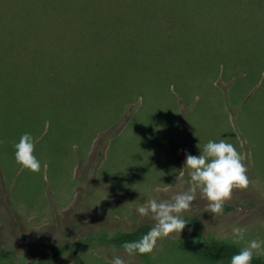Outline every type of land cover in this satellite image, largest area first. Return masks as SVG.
<instances>
[{"label": "rangeland", "instance_id": "374dc122", "mask_svg": "<svg viewBox=\"0 0 264 264\" xmlns=\"http://www.w3.org/2000/svg\"><path fill=\"white\" fill-rule=\"evenodd\" d=\"M128 1L139 5L136 14L142 10V17H152L153 26L133 28L129 56L120 59L122 43L118 44L111 51L117 61L104 66L116 71V100L124 105L123 112H116L110 99L99 110L91 106L83 121L60 116L50 126L46 123L32 136L34 155L41 163L38 173L15 162L11 140L0 142V253L5 255L0 256V264H109L114 255L126 264H146L138 254L129 256L123 248L108 244L77 247L53 259L36 256L100 231L153 226L150 218L136 214V207L152 198L169 199L191 187V180L185 186L180 183L190 171L183 168L186 154L200 153L204 134L210 140L227 137L245 156L244 163L250 156L258 160L261 155L263 0H240L252 7L250 14L243 11L249 14L246 26L233 19L232 26L222 21L231 11L224 3L232 5L236 0L86 1V18L109 6L117 10L110 16L118 15L119 3ZM59 15L68 16V12ZM107 82L110 87L111 80ZM109 128L115 130L98 159L99 134H107ZM255 172L260 179V171L255 168ZM206 204L197 192L182 217L194 216L205 234L231 242L225 235L233 226L246 228L244 240L234 243L241 248L252 239L264 240V209L226 201L232 208L213 216L205 211ZM189 238L185 227L158 240L150 253L151 264H205L189 251Z\"/></svg>", "mask_w": 264, "mask_h": 264}, {"label": "trees", "instance_id": "16d2710c", "mask_svg": "<svg viewBox=\"0 0 264 264\" xmlns=\"http://www.w3.org/2000/svg\"><path fill=\"white\" fill-rule=\"evenodd\" d=\"M86 1L96 2L0 0V142L3 139L16 142L24 133L35 136L46 123L50 126L60 116L67 120L75 117L77 122L83 121L91 106L99 110L110 99L115 101L116 112L123 110L124 105L119 99L116 100L119 90L116 71L104 66L117 61L111 51L118 44L122 43L120 59L129 56L130 51L127 50L132 45V29L139 26L141 29L142 25L146 28L148 23L153 26V18L142 17V10L136 14L135 9H139V5L128 1L127 4L119 3L118 15L111 17L116 8L109 6L87 19ZM249 5L248 1L245 5L240 0L232 5L226 1V10L231 11H226L221 17L222 21L231 25L233 19L237 24L246 26V17L252 8ZM81 9H85V12L79 13ZM245 9L249 14H244ZM63 10L68 12V16L59 15ZM73 13L76 15L74 18L78 17L76 22ZM232 15L233 18L229 17ZM168 26L171 24L168 23ZM109 130L107 134H102L103 131L99 134L98 159L102 156L103 144L111 135V130L115 129ZM231 208V205H224L226 210ZM182 218L190 232L187 247L203 263L230 264V258L240 251L241 247L231 241L205 234L195 223L194 216ZM151 227L150 224H140L114 233L100 231L53 246L47 255L36 257L53 259L77 247L100 244L122 248L126 242L139 240ZM0 256L5 257L1 253ZM139 256L146 264H151L150 254ZM251 264H264V259L254 256Z\"/></svg>", "mask_w": 264, "mask_h": 264}, {"label": "clouds", "instance_id": "9594fccd", "mask_svg": "<svg viewBox=\"0 0 264 264\" xmlns=\"http://www.w3.org/2000/svg\"><path fill=\"white\" fill-rule=\"evenodd\" d=\"M199 147V146H198ZM14 159L23 169L38 173L41 163L34 155V138L24 133L18 142H13ZM245 156L236 147L224 139L209 140L200 149L199 155L186 154L183 168L189 169L191 187L187 191L178 192L169 199L147 200L135 209L140 218H150L154 223L151 229L139 240L122 245L124 252L146 255L153 252L158 240L172 233H180L186 226L182 213L189 211L197 192L207 201L205 211L217 216L223 213L225 202L230 200L234 188L247 189L252 183L247 175ZM247 229L233 226L225 235L233 243L244 240ZM254 256H264V240L252 239L240 251L230 258V264H251ZM109 264H126L125 260L114 255Z\"/></svg>", "mask_w": 264, "mask_h": 264}, {"label": "crops", "instance_id": "0c3cea01", "mask_svg": "<svg viewBox=\"0 0 264 264\" xmlns=\"http://www.w3.org/2000/svg\"><path fill=\"white\" fill-rule=\"evenodd\" d=\"M224 129H228L227 125ZM224 134L226 135L227 132L225 130ZM221 139L226 140L227 142L231 143V140H228L227 137H217L216 140L217 142ZM210 140V138H208L207 135L204 134L203 137V141L204 144L207 143ZM262 142H264V140H262ZM259 144V143H257ZM261 148H260V154L258 160L255 159V156H250L248 159V161L245 162L246 166L249 168V172L251 170V174H247L248 177H250V181L252 183H250L249 187L247 189H238V188H234L233 192H232V197L230 200L231 202H238V201H243L244 203H246V205H248V207L251 210H262L264 209V144L260 143ZM183 152V160L185 157V152ZM200 153H198L197 155H199ZM254 157V158H253ZM255 168L258 169L260 171V179L257 180L256 175H255ZM183 176H185L183 174ZM190 180V175H189V171H188V175L184 178L181 179L180 183L183 184V186L187 185L188 182Z\"/></svg>", "mask_w": 264, "mask_h": 264}]
</instances>
